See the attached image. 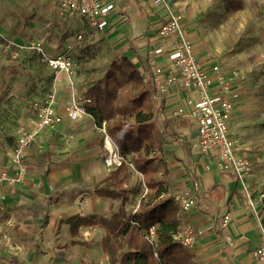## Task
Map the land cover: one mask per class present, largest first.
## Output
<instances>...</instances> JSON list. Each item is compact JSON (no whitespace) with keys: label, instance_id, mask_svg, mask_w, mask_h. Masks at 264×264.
<instances>
[{"label":"rangeland","instance_id":"obj_1","mask_svg":"<svg viewBox=\"0 0 264 264\" xmlns=\"http://www.w3.org/2000/svg\"><path fill=\"white\" fill-rule=\"evenodd\" d=\"M174 1L177 4L174 8L184 16L187 30L191 32L194 40L192 46L196 47L198 58L218 66L230 80V91L236 94L234 110L228 126L230 134L236 136L254 164L250 192L254 208H250V211L259 224L261 234L264 235V218L260 220L259 217L264 211L262 204L264 199V0H237L240 2L239 6L231 9L226 8V0ZM140 3L137 4V0H126L124 15L127 20H120L117 23L109 17L107 28L99 32L79 23L76 18H66L61 14L55 0H0V167L9 165V156L15 149L20 128L33 125L35 102H52L55 105L56 90L69 89V101L63 107L65 113L66 107L73 100L80 101L86 98L85 92L83 94L79 92L80 87L86 90L100 79L114 59L120 60L125 55L135 63L138 62L129 49L134 47L141 55L147 51L146 28L149 24L146 18L153 13V9L148 8V5ZM78 35H81L80 39ZM5 40L16 44L39 43L48 56L63 54L70 57L77 68L76 78L65 79V74H61L56 85L55 75L40 62L37 56L32 52H24L19 57L13 58L3 48ZM154 116L153 112L148 116L153 123ZM83 117L93 120L88 113ZM132 121L127 119L123 120V123L127 126L132 124ZM163 125L162 119L156 121L152 129V144L146 146L145 151L154 162L155 181L159 184L162 197L165 198L173 196L180 190L178 180L183 175L190 177L188 171L191 173V170L184 169V165L181 166L182 148L180 142L176 141L180 139L177 132L167 129L166 125L164 137L159 138L157 132L162 131ZM94 133L102 141L103 135L95 122ZM57 139L59 144L55 145L54 160L59 165L67 166L70 174L74 171V166L80 165L83 157L85 159L87 157H81L82 153L79 155L72 150L75 143L73 135H66L64 132V135ZM89 143L90 140L88 149ZM50 149V144L46 148L40 145L37 151L49 153ZM101 154V161L104 164L106 153L102 143ZM45 159H41L42 164L37 166L38 176L48 174L41 173L48 163ZM130 161V157L125 159L126 172L130 177L133 176L134 187L128 191L130 207L125 212V219L134 214V209H138V203L147 191L143 176L133 169ZM196 169L199 172L204 171L202 160H198ZM106 170L107 173L111 172ZM54 173L64 174L62 171ZM101 185L102 181L96 187ZM42 186L35 185L33 189L38 191ZM9 189L4 190L14 193L13 189ZM47 190L50 192L51 204L55 198V191L49 185ZM80 191L84 196L94 192L92 189ZM6 193L1 191L2 206L7 200ZM77 194L69 190L64 196L75 198ZM247 205L250 207L249 202ZM4 218L5 215L0 217V264H12L15 259L16 264L18 261L21 264H58L61 259L69 261L70 258L73 259H71L73 264H90V257L86 251H68L70 246L64 247L65 252L60 257L61 246L52 244L47 246L38 230L37 234L32 236V240L36 239V243L31 241L30 250L27 246L22 248L20 243L14 245V241L21 237L16 229L19 226L11 223L2 225ZM100 240L102 238H95L88 244L95 242L94 247L98 248L101 244ZM124 252H119L118 257L120 258ZM65 254L67 256H64Z\"/></svg>","mask_w":264,"mask_h":264},{"label":"crops","instance_id":"obj_2","mask_svg":"<svg viewBox=\"0 0 264 264\" xmlns=\"http://www.w3.org/2000/svg\"><path fill=\"white\" fill-rule=\"evenodd\" d=\"M107 1H111L114 4V10L109 19L117 21V23L120 20H127L124 15L126 0ZM139 1L152 9L145 0H137V4L140 5L141 3ZM170 2L173 6H177L174 0H170ZM160 14L161 12L153 9V13L149 14L146 18L149 24L146 28L148 30L147 50L150 37L159 24ZM184 22L186 25V21ZM187 38L191 43L194 42L190 31H188ZM194 49L196 52V47ZM146 55L147 51L142 56L145 57ZM49 56L51 55L49 54ZM200 61L206 64L208 63V61ZM59 75L56 77V85ZM64 76L66 79V75ZM85 91V88L80 87L79 92L81 94ZM56 93L57 99L53 106L57 113L62 116L61 123L56 125L54 130H43L35 144L27 153V175L24 181L13 186L4 184L0 187V192L2 190L4 193L7 192V200L3 206L0 204V217L5 215V218L2 219V225L11 223L19 226L16 229L21 237L19 239L17 238V241H14V245L20 243L22 248L27 246L28 250L31 249V241L36 243V239L32 240V236L36 235L38 230L47 246L51 244L61 246L60 257L65 252L64 247L70 246V250L68 251H86L90 257V264L92 262L93 264L98 262L99 264H109V256L102 249V241L106 237V231L103 227L98 225L80 227L78 235L72 236L69 231V225L64 221L76 215L85 217L96 215L109 218L111 215L119 213L125 218V212L130 207L128 191L134 187L133 176L130 177L128 175L124 182V188L127 193V199L125 201L123 199L113 200L101 198L96 196L94 192L84 196L80 190L92 189L94 191L96 185L103 181L110 173H107L106 167L101 161L102 141L94 133V122L92 119L82 117L77 122H71L66 118L63 107L69 101V89L58 88ZM186 97L187 94L185 92L172 93L163 99L161 105L152 99L151 103L154 108V119L156 121L162 119L163 121L164 125L162 130L164 131L167 125V129L169 128V130L171 129L177 132L180 138L177 140H179L182 148L180 151L182 155L180 157L183 160L181 166L184 165V169L191 170V173L188 171L190 177L183 175L177 182L178 188L180 189L178 191L189 190L197 198L196 205L189 212L180 213V228L185 224H192L203 231V234L198 238L190 251L196 258L198 264H259L250 257V254L259 245L262 234L257 220L253 217L250 207L247 205L248 200L242 195L240 185L231 173L219 174L218 172L220 171H216L213 168L208 172L195 170L198 157L189 146V141L194 137L193 125L184 118H177L175 120L169 118L170 112ZM27 127H31V125H27ZM64 132L66 135L74 136L75 143L72 146V150L78 152L79 155L82 153L81 157H87L86 159L83 157L82 163L74 166L75 169L70 174L68 173L67 166L59 165L54 160L55 145L59 144L57 138L64 135ZM89 140L90 145L88 149ZM46 144L51 145L49 153H39L37 151L38 147L41 145L46 148ZM183 144L187 146L186 149ZM43 158H46L47 160L45 159V161L48 163L45 164L41 173L47 172L48 174L38 176L39 168L37 166L42 164ZM2 171H7L10 175L14 172L6 164L0 167V172ZM55 171H62L64 174L57 175V173H54ZM251 177L252 174L247 180L250 192L252 187ZM35 185L38 187L40 185L43 186L37 191L33 189ZM47 185L55 191V198L51 203L52 205L49 201L51 196L47 190ZM4 189H13L14 193H10L9 191L5 192ZM69 190L77 192V196L75 198L65 197L64 195ZM225 214L229 215L230 220L227 227L221 229L220 219ZM259 217L260 220L261 218L263 220L264 211ZM95 238H102L98 248L94 247L95 242L88 244L89 241ZM72 241L77 242V244L71 245L70 243ZM24 251L26 250L24 249ZM64 256L67 255L65 254ZM71 259L69 261L61 259V262L58 264H73L71 262L73 259ZM16 261V259L13 260L12 264H16ZM34 263L37 262L34 261ZM18 264L21 263L18 261Z\"/></svg>","mask_w":264,"mask_h":264},{"label":"built area","instance_id":"obj_3","mask_svg":"<svg viewBox=\"0 0 264 264\" xmlns=\"http://www.w3.org/2000/svg\"><path fill=\"white\" fill-rule=\"evenodd\" d=\"M149 6L161 12L159 24L150 37L147 50V70L142 76L151 85V99L161 105L165 97L172 93L185 92L187 97L170 112L169 118H184L193 125L194 137L189 141L193 150L204 163V171L213 168L216 171L231 173L240 185L242 195L254 208L250 197L247 180L251 176L253 162L240 145L236 136L230 134L228 121L234 110L236 94L230 91L229 78L213 62H201L192 43L188 40V30L184 16L171 4L170 0H145ZM58 8L66 18H76L79 23L93 30L104 31L108 18L114 10V4L107 0H55ZM81 35H78V39ZM3 48L13 58L21 53L32 52L57 77L65 74L73 79L77 74L75 63L66 55L48 56L39 43L16 44L5 40ZM88 98L73 100L65 109V116L71 122L80 120L86 115ZM34 123L31 127L20 128L15 149L9 156L10 175L0 172V187L22 183L27 175L26 155L35 144L43 130H52L62 121L52 102L33 105ZM103 135L102 147L106 153L104 166L112 171L121 166L124 159L118 147L107 132V123L100 126ZM173 199L182 213L189 212L197 203V198L189 190L176 192ZM0 199H3L0 192ZM136 211V210H135ZM135 211L133 213H135ZM229 215L220 219V228L225 229ZM203 231L192 224H185L175 234V239L189 250L192 249ZM146 240L156 248L154 228L149 229ZM154 256L157 254L154 252ZM250 257L264 264V235L259 245L251 252Z\"/></svg>","mask_w":264,"mask_h":264},{"label":"trees","instance_id":"obj_4","mask_svg":"<svg viewBox=\"0 0 264 264\" xmlns=\"http://www.w3.org/2000/svg\"><path fill=\"white\" fill-rule=\"evenodd\" d=\"M225 2L227 9L240 4L237 0ZM129 50L137 63L125 55L120 60L114 59L102 77L85 91V97L90 100L86 112L97 126L100 127L103 121L107 123L108 134L124 159L121 166L102 181L101 187L95 188L94 194L113 200L127 199L124 188L128 177L127 157H130L133 169L143 176L146 194L140 199L135 213L127 219L119 213L109 218L76 215L67 219L66 223L72 236L78 235L80 227H103L106 237L102 241V249L109 256V264H198L191 251L175 239L181 225V211L172 196L161 197L162 192L154 177V162L145 151L146 146L152 144V129L156 124L155 119L154 123L148 119L154 109L151 103L153 89L142 76L143 71L148 69L146 56L143 57L134 47ZM127 119L133 120L132 124L124 125L123 120ZM157 134L159 138L164 137L163 130ZM183 146L187 148L185 144ZM151 228H154L157 239L155 249L145 238ZM123 250L125 252L119 258L118 254Z\"/></svg>","mask_w":264,"mask_h":264},{"label":"water","instance_id":"obj_5","mask_svg":"<svg viewBox=\"0 0 264 264\" xmlns=\"http://www.w3.org/2000/svg\"><path fill=\"white\" fill-rule=\"evenodd\" d=\"M262 204L264 205V199H263V201H262Z\"/></svg>","mask_w":264,"mask_h":264}]
</instances>
